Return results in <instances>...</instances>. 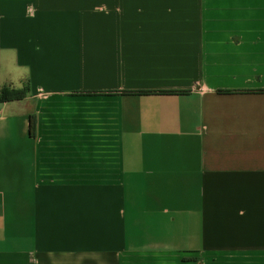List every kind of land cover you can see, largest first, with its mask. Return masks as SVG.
I'll use <instances>...</instances> for the list:
<instances>
[{
	"label": "crops",
	"instance_id": "crops-1",
	"mask_svg": "<svg viewBox=\"0 0 264 264\" xmlns=\"http://www.w3.org/2000/svg\"><path fill=\"white\" fill-rule=\"evenodd\" d=\"M0 264H264V0H0Z\"/></svg>",
	"mask_w": 264,
	"mask_h": 264
},
{
	"label": "rangeland",
	"instance_id": "rangeland-1",
	"mask_svg": "<svg viewBox=\"0 0 264 264\" xmlns=\"http://www.w3.org/2000/svg\"><path fill=\"white\" fill-rule=\"evenodd\" d=\"M205 264H262L263 259L254 255L210 254Z\"/></svg>",
	"mask_w": 264,
	"mask_h": 264
},
{
	"label": "trees",
	"instance_id": "trees-1",
	"mask_svg": "<svg viewBox=\"0 0 264 264\" xmlns=\"http://www.w3.org/2000/svg\"><path fill=\"white\" fill-rule=\"evenodd\" d=\"M28 92L27 86H24L21 89H7L3 88L0 90V102H9L14 100L23 99Z\"/></svg>",
	"mask_w": 264,
	"mask_h": 264
}]
</instances>
